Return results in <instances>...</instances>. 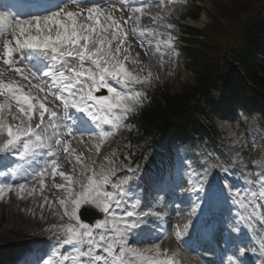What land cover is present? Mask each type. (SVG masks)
Returning <instances> with one entry per match:
<instances>
[{"label":"snow or ice","instance_id":"6c2138e0","mask_svg":"<svg viewBox=\"0 0 264 264\" xmlns=\"http://www.w3.org/2000/svg\"><path fill=\"white\" fill-rule=\"evenodd\" d=\"M142 3L133 7L128 0H63L56 10L30 12L22 19L0 13V60L8 66L0 70V153L23 162L18 167L23 168L20 179L25 181L19 182L12 170L17 182H0V197L7 193L33 197L37 192L33 181H38L42 191L48 174L66 181L55 185L64 193L56 198V212L68 222L53 226L61 233L57 241L65 251L55 250L53 256L58 259L45 264H181L178 254L162 249L159 242L144 246L143 232L141 240L131 239V232L141 223L139 217L150 213L135 211V204L129 210L124 203L127 180L113 179L119 169L105 170L101 164L97 170L96 159L89 156L86 163L81 153L76 156L81 164L78 176L57 172L61 154H68L63 157L66 161L71 155V141L66 137L75 139L74 129L80 132L81 143L85 132L89 142L99 140L95 146L99 155L100 144L114 135L140 102L142 93L136 86L147 84L152 73L139 52L132 55L129 37L137 38L147 56L152 52L150 37L165 35L159 28L172 27L147 11L150 5L163 7L164 0ZM142 15L151 16L150 23L156 27L142 25ZM126 62H130L128 67ZM9 70L15 79H6ZM145 72L147 76L142 75ZM93 126L98 129L95 135ZM104 160L112 163L108 156ZM255 179L259 189L250 195L264 199V171ZM248 195L237 192L239 199L234 203L247 200ZM43 200L51 203L46 196ZM82 204L95 205L104 217L81 222V217H95L87 210L78 215ZM134 216L137 219H131Z\"/></svg>","mask_w":264,"mask_h":264},{"label":"rangeland","instance_id":"374dc122","mask_svg":"<svg viewBox=\"0 0 264 264\" xmlns=\"http://www.w3.org/2000/svg\"><path fill=\"white\" fill-rule=\"evenodd\" d=\"M195 1L198 2L200 7L203 8L205 11H208L214 2L213 0H195ZM255 1L258 2L257 0L247 1L246 3L243 4L242 8L243 9L251 8L252 7L251 4H255ZM174 4H175L174 2H171L169 7L173 8V10L177 12L180 4H179V6H174ZM187 74H185V75H187ZM233 101L234 102H232V105L235 102H237L236 99ZM242 101L245 104L247 103V101H245V100H242ZM244 118H247V115H245ZM260 152H261V155L264 153V143H263V150L261 149ZM255 155H256L255 158L260 157L258 152ZM250 160H254V159L251 158ZM36 189L38 191H41L40 187H36ZM43 189H46V188H43ZM10 195H11V193H7V194H5L4 197H0V233L2 232V228H7V226L14 225L13 223H16V224L22 223L23 226H26V225L32 223L31 217H28V216H30V213H28L27 211L21 210L22 206L26 205L28 200L24 199V198L17 197L14 194L17 201L20 199L19 203L17 204L20 210H17V209L11 210V207L13 208V206H11V204L9 203ZM43 211H46V209H44V208L40 209V210H38V213L42 214Z\"/></svg>","mask_w":264,"mask_h":264},{"label":"trees","instance_id":"16d2710c","mask_svg":"<svg viewBox=\"0 0 264 264\" xmlns=\"http://www.w3.org/2000/svg\"><path fill=\"white\" fill-rule=\"evenodd\" d=\"M252 23H255L251 27L252 28V31H251L252 34L258 35V33H260V31H263V34H264V23L262 25H259L260 22L258 20L252 21ZM249 48H251V46L247 47L244 50V54L249 50ZM250 54H251V52L249 51V53H247V56L249 57ZM241 57H244V56H241ZM238 60H240V59H238ZM240 61L242 62V64H244L243 62H246V63H250V61L253 62L254 61V56L249 61L248 60H240ZM254 79H255L256 84H258V83L262 82L263 78L259 79V78H255L254 77Z\"/></svg>","mask_w":264,"mask_h":264},{"label":"bare ground","instance_id":"6f19581e","mask_svg":"<svg viewBox=\"0 0 264 264\" xmlns=\"http://www.w3.org/2000/svg\"><path fill=\"white\" fill-rule=\"evenodd\" d=\"M40 193V195H38V194H36V192L34 193L35 194V197H37L38 199H37V204L38 205H40L39 207H42L43 208V206H47V207H49L50 208V204L49 203H45L44 202V200H43V197H45V193H41V192H39ZM47 197V196H46ZM48 200L50 201V202H52L51 201V199L48 197ZM10 201H12L14 204H16V201H15V199H10ZM264 203H262L260 206H262ZM43 205V206H42ZM37 206V205H36ZM256 213V212H255ZM257 214V213H256ZM22 230H24V233H26L27 232V230H25V229H22Z\"/></svg>","mask_w":264,"mask_h":264}]
</instances>
